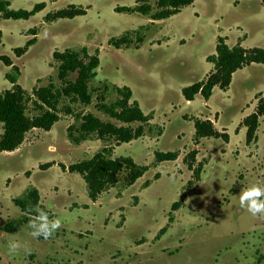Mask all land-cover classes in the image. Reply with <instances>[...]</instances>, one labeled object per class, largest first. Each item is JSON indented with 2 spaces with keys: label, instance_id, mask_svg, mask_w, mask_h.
I'll list each match as a JSON object with an SVG mask.
<instances>
[{
  "label": "rangeland",
  "instance_id": "374dc122",
  "mask_svg": "<svg viewBox=\"0 0 264 264\" xmlns=\"http://www.w3.org/2000/svg\"><path fill=\"white\" fill-rule=\"evenodd\" d=\"M157 1L142 0L139 5L148 2L156 14L161 11ZM2 2L12 11L46 5L28 20H7L0 14V56L10 57L20 69L18 83L31 97L30 118L50 110L34 91L55 87L59 121L49 132L29 133L18 150L0 154V264H264V218L253 217L238 198L243 188L264 187V116L251 144L245 125L259 100L264 101V65L237 71L230 88H215L208 101L197 95L187 102L182 93L212 72L207 59L216 54L220 38L231 48L264 49V0H196L162 21L116 12L136 7L138 0ZM69 7L87 14L45 21ZM32 39L35 44L17 57L15 49ZM120 39L125 42L117 50L113 44ZM84 48L100 58L97 76L89 83L91 105L63 94L66 83L58 78L59 63L54 59L55 52L81 53ZM7 74L17 76L0 61V92L12 89ZM76 78L73 74L70 80ZM114 87L130 88L129 105L137 103L152 118L147 124L130 125L142 126L144 136L120 146L113 138L99 140L97 134L80 144L72 142L69 129L79 137L86 115L128 126L100 108L121 99ZM197 120L211 121L217 131L229 135V142L197 140ZM3 133L0 123V138ZM105 148L113 159L132 158L149 170L130 188L126 174H121L118 184L93 202L83 178L70 173L69 167ZM157 152H176L179 158L157 165ZM48 164L52 166L41 169ZM32 188L38 190L40 207L49 218L63 221L48 240L33 238L27 224L15 234L2 230L9 221L24 218L14 201ZM177 202L181 207L173 212ZM10 240L21 244L18 254H9Z\"/></svg>",
  "mask_w": 264,
  "mask_h": 264
},
{
  "label": "trees",
  "instance_id": "16d2710c",
  "mask_svg": "<svg viewBox=\"0 0 264 264\" xmlns=\"http://www.w3.org/2000/svg\"><path fill=\"white\" fill-rule=\"evenodd\" d=\"M142 0H138V5L134 8H118L119 13H137L145 17H149L153 21H162L169 19L188 6L193 5L196 0H158L157 7L161 11L153 14V7L147 4L139 5ZM149 1V0H147ZM45 4H38L31 11H12L8 2L0 3V14L2 18L7 20H28L45 9ZM87 10L76 7H69L66 10L49 14L45 21L51 23L60 19H73L78 16H84ZM34 32V30H32ZM37 37V33H33ZM0 32V45H1ZM36 42V39L28 41L23 48L15 49V55L22 57L30 47ZM124 39L118 40L113 44L114 48L119 50L124 43ZM112 45V43H111ZM54 59L59 63L58 78L66 83V87L62 90L63 94L74 96L76 100L84 105L92 104V94L89 89V83L97 76V70L100 67V58L98 55L91 56L88 50L84 48L81 53L66 50L65 52H55ZM7 67H11L16 71L17 76L11 74L6 75V79L12 84V89L0 92V123L4 126V133L0 138V154L4 152H14L18 150L26 140L29 133L40 129L49 132L59 121L54 101L57 95L53 92L54 86L41 88L34 91L39 102L48 107L50 110L44 112L41 116L30 118L27 115V104L31 97L26 90L19 85L20 69L13 63L8 56H0ZM207 61L213 65L212 72L207 79L195 83L184 88L182 93L187 102H193L197 95H201L208 101L215 88L227 90L230 88L233 75L247 66L253 64L264 65V49L253 48L245 49L242 45L229 47L225 40L220 38L216 47V54L208 57ZM73 74H77L74 82L70 80ZM108 91V89H106ZM113 90L121 95V99L116 101L112 106L101 105V110L111 118L117 119L123 123L122 127H116L113 124H106L92 115L84 117L83 125L79 130V137L72 135L69 129V137L75 144H80L90 138L92 134H97L99 140L106 141L107 138H113L117 146L128 144L132 141L142 138L145 134L144 128L139 126L133 129L130 125L134 123L147 124L152 118L145 115L143 110L137 103L129 105L133 93L130 88L114 87ZM60 97V93H58ZM37 104V103H36ZM264 116V101L259 100L257 111L245 119L247 127V143L251 144L257 140V129L259 127V119ZM196 139L205 138H222L225 142H229L230 138L227 133H220L209 121L197 120L195 122ZM110 148H105L102 152L96 154L93 158L81 161L69 167L70 173L80 175L85 181L88 189V195L91 201L95 202L99 196L110 188L115 187L119 182L121 174H126L125 183L127 187H132L141 179L149 170L147 166H140L134 162L132 158L111 157ZM179 158L176 152L155 153V162L157 165L165 162H175ZM52 165H43L41 169L50 168ZM159 179V175L156 177ZM199 179V175H197ZM15 206L24 214V218L20 220L9 221L4 227L3 232L7 234H15L21 231L24 225L29 223V206H40V195L37 189L32 188L23 199H15ZM181 207V203L177 202L173 205L172 211L176 212ZM169 221L174 222V218L170 216Z\"/></svg>",
  "mask_w": 264,
  "mask_h": 264
},
{
  "label": "clouds",
  "instance_id": "9594fccd",
  "mask_svg": "<svg viewBox=\"0 0 264 264\" xmlns=\"http://www.w3.org/2000/svg\"><path fill=\"white\" fill-rule=\"evenodd\" d=\"M240 207L246 209L253 217L260 216L264 218V187L253 184L243 188L239 196ZM51 209L52 205L48 206ZM29 223L26 225L29 234L33 238L42 237L48 240L54 236L56 231L63 226L61 218H49L48 211L42 209L39 205L29 206ZM9 254H18L21 250V244L16 240L8 242ZM26 252L27 249L24 248Z\"/></svg>",
  "mask_w": 264,
  "mask_h": 264
},
{
  "label": "crops",
  "instance_id": "0c3cea01",
  "mask_svg": "<svg viewBox=\"0 0 264 264\" xmlns=\"http://www.w3.org/2000/svg\"><path fill=\"white\" fill-rule=\"evenodd\" d=\"M12 61H13V60H12ZM13 62H14V61H13ZM210 73H211V72H210ZM210 73H209V74H210ZM234 75H235V74H234ZM234 75H233V78H234ZM206 78H207V77H206ZM232 82H233V80H232ZM12 87H13V86H12Z\"/></svg>",
  "mask_w": 264,
  "mask_h": 264
}]
</instances>
